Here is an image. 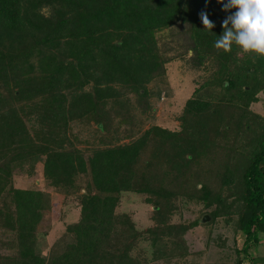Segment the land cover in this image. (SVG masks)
Segmentation results:
<instances>
[{"label": "trees", "instance_id": "obj_1", "mask_svg": "<svg viewBox=\"0 0 264 264\" xmlns=\"http://www.w3.org/2000/svg\"><path fill=\"white\" fill-rule=\"evenodd\" d=\"M222 9L217 0H0V228L16 250L0 264H151L147 252L169 261L188 253L187 231L219 221L242 239L232 264H264L251 253L264 235V116L253 109L264 96V57L215 48L236 11ZM175 24L193 66L212 71L186 100L179 130L140 131L150 92L164 90L148 85L164 84L173 60L159 34ZM77 123L94 124L91 141L73 131ZM38 162L55 191L79 192L69 239L47 256L37 228L50 197L12 182L15 169L32 175ZM124 192L144 195L152 226L139 230L116 210ZM189 203L202 204L209 221L171 223ZM214 231L211 243L229 248Z\"/></svg>", "mask_w": 264, "mask_h": 264}, {"label": "rangeland", "instance_id": "obj_2", "mask_svg": "<svg viewBox=\"0 0 264 264\" xmlns=\"http://www.w3.org/2000/svg\"><path fill=\"white\" fill-rule=\"evenodd\" d=\"M184 28L179 24H175L170 29H166L159 34V44L161 53L164 57H172L173 60L165 64V79L166 82L162 84L159 80L150 82L148 85L149 91L151 89L157 90L158 87L164 88L160 97L154 96L153 92H150L148 96V102L151 104V110H143L139 113L138 121L141 122L140 131L149 128L151 125H157L162 128H166L172 131H177L180 128L179 115L182 113L185 102L191 97L194 89L198 86V83L203 79L210 77L212 69L204 70V67L193 66L189 59L192 54L187 49L188 38H184L182 43V35ZM178 40L171 42V37L177 36ZM176 39V38H175ZM170 42L171 48L168 49L165 43ZM152 91V90H151ZM133 106H137L136 99L131 103ZM256 112L264 116V96L258 103L254 104L253 108ZM138 111L142 110V107L137 108ZM114 122L118 119L113 118ZM94 130V124H79L74 126V132H80V138L91 141L89 137ZM129 139H121L120 142H127ZM78 145V144H77ZM83 146V144H80ZM87 146V145H84ZM42 163H36L35 170L32 175H27L26 170L28 166L24 168L15 169L13 174V184L25 186L27 188H33L46 192L50 197L51 207L47 210L41 221L38 224L37 234H39L38 247L41 250L42 255H48L52 250V246L58 242L61 237L69 239L66 232V226L76 221L79 215V200L77 192L74 195L66 196L55 191L49 186L41 175ZM27 181L22 182L21 179ZM20 181V182H19ZM20 183V184H19ZM82 191V190H81ZM118 212L127 213L135 226L139 230H144L154 224L152 220L153 207L144 201V195L134 192H124L120 196L119 204L116 207ZM203 207L200 203H189L184 207L179 206L170 216L171 223H183L187 224L193 219L199 216L202 218ZM209 221V220H208ZM207 221V222H208ZM223 222L219 221L213 225L204 226L199 225L191 228L183 236L184 244L187 247L188 253L184 256H175L171 260L158 259L153 261L152 252H147V258L151 264H232L234 259L233 247L239 249L242 244V239L239 236L233 237L232 231L223 226ZM214 228L219 230L223 235H228L227 245L215 246L213 241L207 237L209 232ZM212 230V231H211ZM14 235L9 233L8 230L0 228V255H11L16 250L7 245L8 241L14 239ZM262 240L257 246L251 249V253L255 256L264 257V235ZM9 244V243H8ZM147 245V244H145ZM242 256V254L240 253ZM243 264H248L245 259ZM255 264H263V262H256Z\"/></svg>", "mask_w": 264, "mask_h": 264}, {"label": "clouds", "instance_id": "obj_3", "mask_svg": "<svg viewBox=\"0 0 264 264\" xmlns=\"http://www.w3.org/2000/svg\"><path fill=\"white\" fill-rule=\"evenodd\" d=\"M217 3L223 5L225 12L236 11L222 22L223 33L215 41V48L230 53L235 45L244 54L264 57V0H217ZM200 19L205 30L212 33L215 24L207 13L201 12Z\"/></svg>", "mask_w": 264, "mask_h": 264}, {"label": "water", "instance_id": "obj_4", "mask_svg": "<svg viewBox=\"0 0 264 264\" xmlns=\"http://www.w3.org/2000/svg\"><path fill=\"white\" fill-rule=\"evenodd\" d=\"M209 220V216L208 215H203L202 218L200 219V222H206Z\"/></svg>", "mask_w": 264, "mask_h": 264}]
</instances>
